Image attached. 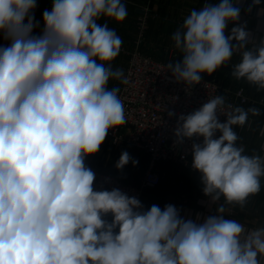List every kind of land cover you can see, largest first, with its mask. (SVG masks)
I'll return each instance as SVG.
<instances>
[{"label":"clouds","instance_id":"1","mask_svg":"<svg viewBox=\"0 0 264 264\" xmlns=\"http://www.w3.org/2000/svg\"><path fill=\"white\" fill-rule=\"evenodd\" d=\"M37 6V0H0V33L10 41L0 46V264H261L264 227L246 230L223 215L225 205L243 209L261 191L264 156L244 154L233 130L260 109L226 104L217 95L179 116L178 143L203 137L192 145L191 167L201 174L204 194L213 203L223 198L202 223L181 218L171 204L145 211L118 188L95 190L85 159L126 123L120 88L108 85L129 84L112 63L123 42L98 21L124 22L127 6L53 0L34 35ZM239 17L232 0L190 12L171 36L182 53L180 62L167 65L177 82L199 84L202 74L212 75L239 51L231 76L264 90V38L249 49L246 24L225 35ZM129 162L138 163L124 151L115 167ZM109 214L111 222L104 219Z\"/></svg>","mask_w":264,"mask_h":264},{"label":"built area","instance_id":"2","mask_svg":"<svg viewBox=\"0 0 264 264\" xmlns=\"http://www.w3.org/2000/svg\"><path fill=\"white\" fill-rule=\"evenodd\" d=\"M144 28L141 27V30L144 31ZM136 44L141 46L138 41ZM126 53L129 54V63L125 76L129 79V84H121L118 94L123 102L126 123L110 130L107 138L114 145H131L146 152L150 157L149 167L140 188L125 184L113 175L89 168L96 175L95 190L110 191L118 188L129 197L139 199L143 205L144 189L156 188L162 181L163 176L157 171L160 163H177L182 168L194 170L191 167L192 145L202 143L203 137L193 136L178 143L175 136L178 118L198 110L208 99L222 95V91L217 82L205 78L196 85L177 82L167 69L168 63L156 61L138 48ZM227 93L226 104L237 106V102L242 106L257 105L244 88H240L235 94ZM261 103L263 105H259L264 106L263 100ZM169 112L173 115L169 116ZM218 119L222 123L226 122L224 115H218ZM219 135L217 132L215 138ZM262 152L264 154V143ZM215 204L202 190L198 209H188L180 216L194 221L199 217L198 222L202 223L212 214ZM104 219L111 222V214Z\"/></svg>","mask_w":264,"mask_h":264},{"label":"crops","instance_id":"3","mask_svg":"<svg viewBox=\"0 0 264 264\" xmlns=\"http://www.w3.org/2000/svg\"><path fill=\"white\" fill-rule=\"evenodd\" d=\"M126 1L128 2L130 1L131 2L130 6L133 7V13H129L127 15L128 17H130V15H133V17L149 15L148 22L151 24L147 31V34L145 33L147 37L146 41H148L147 46H145V50H149L148 52H152L153 53L152 56L156 60L161 62H169V61L171 62V59L175 58L173 60V64L180 62L182 60V53H180L179 50H177L175 47L174 50L173 48H170L173 47L171 45H174L173 41L172 43L167 44L168 45L167 50L165 49L166 46H164V50H163L162 46L158 45L159 43L158 40H162V34L164 33V40H166L165 34L168 33L172 36V34L182 25L184 19L190 14V12L193 9L199 10L200 6H202L205 3L218 4L220 2V0H126ZM232 2L234 7H238L240 9V17L238 21L236 22L230 21L228 23V26L225 30V35L226 36L230 35L231 29L233 27L246 24V31H248L251 35L247 47L250 49L257 46L259 44V40L264 38V0H261L259 5H253V0H232ZM143 6L144 8H146L145 10H147L149 13L147 12L145 13L144 10L140 9ZM249 8H251V11H249ZM175 11H176L175 13L176 15L174 14ZM158 13H160V17H162L165 14L168 16L169 15L172 16L173 13L175 18L183 19V21L179 23L178 21H174L173 19L172 20L166 19V22L164 23L163 21L161 23L158 22L154 23L153 20H155V16ZM150 16L153 18H151ZM124 24L125 23H122L123 27ZM117 25L121 26L120 23ZM118 30L120 29L118 28L115 29V31ZM124 32L127 33L130 39L128 42H125L126 44H124V42L122 41L123 42L122 50L132 49L133 51H135L138 48L141 51L143 45H141V47L140 46L138 47L136 45V41H134L132 37L133 36V34L131 33L132 31H130L128 28V31L124 30ZM235 43L236 42L233 41V44ZM166 56L167 57L170 56V59L165 61L164 59H162V57H166ZM240 59H241L240 52L239 51L234 52L232 60L228 62L227 65L229 64L234 65L235 63H238ZM113 62L116 63L117 60ZM116 65H119V63H117ZM114 66L115 65H113V68ZM126 68L127 65L124 68V73L126 71ZM231 80L235 84L238 83L244 84V86H246V88L248 89V93L252 99H254L255 97V99H258L259 101L262 100L264 101V90H257L256 86L249 84L245 80H235L233 77H231ZM118 83L120 82L110 81L108 85L109 89H111L112 87H117ZM254 107L259 108L261 114L255 117L249 115L250 121H248L243 127L234 126V128L236 127L235 131L241 132L240 140H238V146L244 147L245 149L244 154L252 155L253 153H257L261 156H264L262 152L264 135L261 134L262 130H264V106L257 104ZM165 167L173 177H176V179L174 180L175 184L169 186H163L161 189L155 192L159 194L158 196L153 195V192H148L150 194V197H152L150 199H148L149 197L146 199L147 205L149 206L148 209H150V207L153 205H157L163 210L164 207L169 204L174 205L177 209H179L180 214H184V212L188 209H193V208L198 209L197 205L199 203V200L202 198V190L204 187L201 181V174L196 170L182 168L173 163H160L157 167V171L161 175H163L162 171L164 170ZM180 180L187 181V184H184L183 186H179L178 182ZM138 185L135 187H139ZM165 195L167 197H164ZM182 200L183 202L181 203ZM188 200L190 201V204L188 203ZM221 203H223V199H221V201L219 202H216L214 210L211 215L216 214V209ZM223 215L227 219H233L240 222L245 226L246 230H250L258 227H264V177L261 178V191L257 195L251 196L249 198V202L243 209H241L239 206L225 205V213H223ZM258 259H260L261 264H264V257H258Z\"/></svg>","mask_w":264,"mask_h":264},{"label":"rangeland","instance_id":"4","mask_svg":"<svg viewBox=\"0 0 264 264\" xmlns=\"http://www.w3.org/2000/svg\"><path fill=\"white\" fill-rule=\"evenodd\" d=\"M44 2H47V7L48 8L46 10L49 11V8H50V11H51L53 0L40 1V6L41 7L44 6V4H43ZM122 2H124L126 4V6H127V13L128 14L129 13H133V7L130 6V4H131L130 1L128 2V1L124 0ZM161 6H162V4H161ZM202 6H200V9L202 8ZM143 8H144V6L141 7L140 9L144 10L145 13L146 12L149 13L147 10H145L146 8H144V9ZM159 12H160V10H159ZM175 13H176V11L174 12V14ZM172 16H170V15L168 16V15L165 14L162 17H160V13H158V14H156L155 20H153V22L154 23H156V22L161 23L163 21V23H164V22H166V19H168V20H172L173 19L174 21H178L179 23H181V21H183V19L175 18L173 13H172ZM148 17H149V15L139 16V17H133V15H130V17L127 16L125 21L122 22V23H125L124 27H123L122 23H120L121 24V26H120V25H117L118 23H116V22H114V21H112L110 19H107V18H104V19L102 18L100 21H98V23L103 24V23L107 22L110 28H112L114 30L117 29V28L120 29V30H118L116 32L119 35V37L122 38V41L124 42V44H126L125 42H128L129 39H130L128 37L127 33L124 32V30L128 31V28H129V30L132 31L131 33L133 34L132 37H133L134 41H136V42L138 41V45L140 43L143 44V53L146 54V55H149L152 59L156 60L152 56L153 55L152 52H148L149 50H145V46H147V43H148V41H146L147 40L146 34H147V31H148V29L150 27V24H151V23L148 22L149 21ZM151 18H153V17H151ZM42 19H43V17L38 18V20H42ZM125 27H127V28H125ZM141 27H145L144 31L141 30ZM165 38H166V40H164V33H163L162 34V40H158V42H159L158 45H161L163 50H164V46H166L165 49L167 50L168 49V47H167L168 45L167 44L172 43V39H171V35L170 34L166 33L165 34ZM159 39H160V37H159ZM9 43H10V41L5 40L4 37H3V34L0 33V46H8ZM131 43H132V41H131ZM171 46H173V47H170V48H173V50H174V45H171ZM122 48H123V45H122ZM122 48H121L119 56L116 59L117 62L116 63L113 62V65H115L114 68H121V69L124 70L126 65L128 66V63H129V54L126 53V52H132L133 50L132 49H130V50L126 49L127 51H123ZM169 54H170V52H169ZM168 57L167 56L166 57H162V59H164L166 61V60L170 59V56H168ZM174 59L173 58L171 59L172 63H173ZM156 61H158V60H156ZM159 62H161V61H159ZM117 63H119V65H116ZM164 63H168L169 64L170 61L169 62H164ZM232 66H233V64L224 65L221 68H219L216 72H214L212 75H208V76H211L212 79H215V80L218 79L219 80L221 91H222V95L224 97H225V94L228 91H230L232 94H235L236 91H238L240 88H244L245 89V87H246L242 83H238V84H240V85H238V84H235L234 82H232V80H231L232 76L230 74L231 71H232ZM202 76L207 77L205 75V73L202 74ZM223 84L225 85V87H223L224 86ZM117 87L121 88V84L118 83ZM254 101H255L254 104L263 105L261 103V101H259L258 99H255V97H254ZM236 105L239 106V107H242V105H239L237 102H236ZM243 108H245V107H243ZM245 109H248V108H245ZM250 116H251V114H250ZM248 121H250V120H248ZM124 151H127L129 153V155L134 160L138 161V163L135 166H133V164L131 162H129V164L126 165L122 170H118L115 167V164L119 160V157H120L121 153L124 152ZM147 160H148L147 156L144 153H141L140 151L136 150L133 147L114 145L112 143V141L109 138L106 137V140L102 144L99 152L97 154H95L94 156L86 157L85 162L88 163V164H93V165L94 164L103 165V166H105L104 168L110 169L114 174L120 176L121 178H124L131 185L137 186L138 184L139 185L141 184L140 182H141L142 179H144V176H145V174L147 172ZM175 179H176V177L167 176L165 181H164V183H163V186L174 185L175 184V182H174ZM178 183H179V186H183L184 184H187V181L180 180ZM137 188H139V187H137ZM145 193L146 192H144V194ZM153 195L158 196L159 194L155 193ZM145 197L146 198L150 197V194L146 193ZM164 197H167V196L165 195ZM148 199H150V198H148ZM182 202H183V200L181 201V203ZM188 203L190 204L189 200H188Z\"/></svg>","mask_w":264,"mask_h":264},{"label":"trees","instance_id":"5","mask_svg":"<svg viewBox=\"0 0 264 264\" xmlns=\"http://www.w3.org/2000/svg\"><path fill=\"white\" fill-rule=\"evenodd\" d=\"M40 1H46V0H37V8L34 10V15H35V21H37V22H40V27H38V28H36V29H34V35H38V34H40V32H41V30H42V28H43V19L42 20H38V18H40V17H43V12L48 8L47 7V2H44L43 4H44V6L43 7H41L40 6ZM50 1V0H49ZM49 11H50V8H49ZM141 45H143V44H141ZM141 47V46H140ZM142 51H143V47H142ZM205 75L207 76V77H204V76H202L203 78H205V79H208V80H213V81H215V82H217L219 85H220V83H219V80L217 79V80H215V79H212L211 78V76H208V74H206L205 73ZM224 85V84H223ZM223 87H225V85L223 86ZM234 87V86H233ZM236 88V87H235ZM234 88V89H235ZM238 88V87H237ZM245 89H246V91L248 92V89L245 87ZM229 93H230V91H228ZM249 94V93H248ZM227 96H228V93H226L225 94V98H227ZM229 96H230V94H229ZM242 107H247V108H249V107H254V106H242ZM235 129H236V127L235 128H233V130L235 131ZM235 132H237V134H238V136L240 137L241 136V132L240 131H235ZM240 140V139H239ZM237 144H238V142H237ZM126 146H129V147H133V146H131V145H126ZM133 148H135L136 150H138V151H140L141 153H144L146 156H147V169H148V167H149V161H150V157H149V155L146 153V152H144V151H142V150H140V149H137L136 147H133ZM169 163V162H168ZM171 163V162H170ZM85 164H86V166H88V167H90V168H96L97 170H99V171H101V172H104V173H107V174H110V175H113V176H115L116 178H118L119 180H121L123 183H125V184H130V183H128L124 178H121L120 176H118V175H116V174H114L110 169H106V168H104L105 166H103V165H96V164H88V163H86L85 162ZM173 164H175V165H178V166H180L179 164H177V163H173ZM167 167V166H166ZM164 168V170L162 171V181H161V183H160V185L158 186V187H156V188H145L144 189V192H146V193H148V192H153V194H155V192H157L159 189H161L162 187H163V183H164V181H165V179H166V177L167 176H172L170 173H169V171H167V168ZM181 167V166H180ZM144 176V175H143ZM164 178V179H163ZM142 182H143V179L141 180V184L140 185H138L139 186V188L141 187V185H142ZM131 185V184H130ZM146 193L145 194H143V209L145 210V211H147L148 210V208H149V206L147 205V201H146ZM191 196H192V194H191ZM149 198H152V197H149ZM118 231V230H117Z\"/></svg>","mask_w":264,"mask_h":264}]
</instances>
